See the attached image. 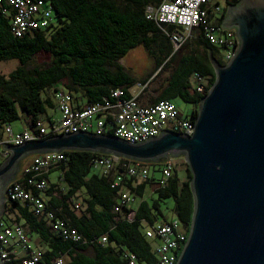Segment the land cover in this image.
<instances>
[{"label": "trees", "instance_id": "obj_1", "mask_svg": "<svg viewBox=\"0 0 264 264\" xmlns=\"http://www.w3.org/2000/svg\"><path fill=\"white\" fill-rule=\"evenodd\" d=\"M46 1L51 2L55 11L54 23L46 30L27 34L23 38L14 35L12 15L4 14L0 7V64L19 62V66L8 76L0 75V137L5 125L19 121L22 113L30 116L32 124L36 126L40 116L50 107L51 91L55 96L57 90H68L73 96L75 109H80L86 105L103 104L104 100L111 99L113 91L117 89L123 90L122 99H131V89L139 83L145 85L155 72H158L156 78L164 74L167 76L163 94L151 103L160 100L172 102V99L180 98L194 105L189 117H196L204 94L199 93L197 86L193 85V77L199 74L207 80L208 91L216 82L212 60L226 64L220 55L221 49L208 43L202 35L192 39L197 49L183 52L186 46L192 45L187 43L174 53L170 39L155 21L146 18L148 6L157 7L161 0ZM239 2L226 0L220 24L228 8ZM138 47H143L156 63L155 70L143 80L132 75L120 63ZM40 55L48 56L46 66L34 64ZM60 84L64 86L58 87ZM112 119L111 116L105 119L102 135L114 136ZM63 153L65 162L50 173L61 171L69 189L61 199V208L49 202L58 218L75 229L85 243L64 239L52 230L51 223L36 216L29 207L18 201L8 202L3 217L8 224H13L8 214L15 212L14 219L26 235L36 234L46 248L42 250L44 256L41 264H52L61 255L65 256L67 264H129L125 251L135 254L140 262L157 264L158 258L145 237L143 226L144 222H156L157 214L162 215L161 204L167 200L174 202L172 211L175 218L190 229L194 197L188 165L184 179H180L174 165L171 176L161 185L163 169L170 158L160 163L145 164L148 168L152 165L156 169L153 173L149 169L148 177L141 179L128 176L130 166L135 163L131 160L123 158L110 174L104 175L94 166L96 158L103 154L84 151ZM156 172L160 173L159 177ZM118 178L121 181L115 186ZM147 187H153V193L146 194ZM82 190H85L83 198L77 197ZM126 192L132 195L133 202L137 196L142 198L136 210H132V205L123 208L124 216L134 213L132 221L118 219L115 213ZM78 200L80 204L69 207ZM170 219L166 217L162 222ZM104 236L107 237L106 243L99 241ZM21 263L15 258L7 264Z\"/></svg>", "mask_w": 264, "mask_h": 264}, {"label": "water", "instance_id": "obj_2", "mask_svg": "<svg viewBox=\"0 0 264 264\" xmlns=\"http://www.w3.org/2000/svg\"><path fill=\"white\" fill-rule=\"evenodd\" d=\"M221 26L235 30L238 49L225 65L212 60L216 82L192 117V135L167 130L131 144L79 132L4 145L9 157L0 168V219L8 186L41 156L84 151L141 163L184 156L194 213L177 264H264V0L230 6Z\"/></svg>", "mask_w": 264, "mask_h": 264}, {"label": "built area", "instance_id": "obj_3", "mask_svg": "<svg viewBox=\"0 0 264 264\" xmlns=\"http://www.w3.org/2000/svg\"><path fill=\"white\" fill-rule=\"evenodd\" d=\"M215 0H161L160 4L148 6L146 18L157 23L162 33L167 36L173 46L174 53L180 51L192 38L202 35L204 39L222 50L225 63L231 61L238 49V39L234 30L223 29L220 19L224 9ZM0 7L4 14L12 15V31L18 38L33 34L39 30H46L54 23L55 11L50 1L46 0H0ZM11 8L12 10L10 11ZM220 18H217V16ZM195 87L199 93L206 94L207 80L199 74L193 77ZM136 86V85H135ZM131 89L132 98L122 99L123 90L113 91L111 99L103 104L86 105L75 109L73 96L66 89L57 90L55 99L61 113L59 122L45 126L39 122L35 128L16 132L11 124L4 127L5 139L0 140V168L9 153L3 149L4 145L21 146L25 143L43 140L48 137L75 134L79 132L92 133L93 121L98 117L95 134L102 135L105 119L112 117L111 129L114 136L131 144H139L151 138L158 137L167 130L185 135L194 133L195 123L192 117L183 118L179 109L168 100H161L152 105H143L139 101L146 85L138 84ZM122 157L103 154L96 158L94 166L104 175L110 174L122 160ZM65 154H47L36 159L24 171V181L11 183L7 188V202L18 201L29 207L36 216L47 220L52 230L64 239L83 242L82 236L67 223L58 218L52 205L44 198L47 183L42 178L54 168L63 164ZM135 162V161H134ZM147 163L135 162L128 170V176L146 179L149 175ZM173 158H170L163 169L161 185L173 171ZM121 178L115 183H118ZM133 197L124 193L115 209L118 219L133 220L134 213L124 216L123 208L130 207ZM144 234L147 240H160L161 245L153 251L158 258L157 264H177L179 256L188 240L189 231L177 218L161 223L144 222ZM101 240V241H100ZM107 242V237L99 239ZM125 258L129 264H145L137 256L125 251ZM43 251L35 248L28 239L24 229L17 223L8 224L0 219V258L7 264L17 258L21 264H41ZM52 264H67L65 256L61 255Z\"/></svg>", "mask_w": 264, "mask_h": 264}, {"label": "crops", "instance_id": "obj_4", "mask_svg": "<svg viewBox=\"0 0 264 264\" xmlns=\"http://www.w3.org/2000/svg\"><path fill=\"white\" fill-rule=\"evenodd\" d=\"M139 48V47H138ZM138 48H136V49H138ZM136 49H134V50H132V51H135ZM132 51H130L129 52V54L128 55H130L131 54V52ZM128 55L126 56V57H124L121 61H120V63L132 74V75H134V67H132L130 64L129 65H127V62H126V59H127V57H128ZM155 61V60H154ZM155 68H156V63H155ZM155 68H154V70H155ZM153 70V71H154ZM135 71H139L138 69H136ZM158 72H155L149 79H148V81H147V83L145 84L147 87H146V91L145 92H143L141 95H140V97H139V101L141 102V101H143L142 102V104H144V105H152V104H155V103H151L153 100H156V99H158L162 94H163V91H164V88H163V85H164V82H165V79H166V74H164V75H161V76H159L158 78H156V74H157ZM148 75H150V73L148 74ZM135 77H137L136 75H134ZM137 78H139V77H137ZM146 77H141V78H139V79H141V80H143V79H145ZM192 82H193V84H194V80L192 79ZM154 83H157V85H156V87L153 89V84ZM148 84H150V86H148ZM144 95V97H143V100H141V98H142V96ZM46 98H48V97H46ZM49 100V99H48ZM50 101V103H49V105H50V107L47 109V111H46V113L45 114H43V115H41L40 116V122H43L44 124H45V126H50V125H52L53 123H57V122H59V120H60V118H61V113H60V111L58 110V107H57V103H56V100H55V96H52L51 97V100H49ZM161 101V100H160ZM84 102V104H86V102L85 101H83ZM158 101H156V103H157ZM83 104V103H82ZM20 121H22V124H23V126L22 127H14V125L13 124H11L12 125V127L14 128V130L16 131V132H21V131H24V130H26V129H33V128H35L34 127V125L32 124V118L30 117V116H28L27 114H25V113H22L21 114V118H20ZM2 132H3V135H2V137H1V140L3 141L4 139H5V134H4V128L2 129ZM1 159V158H0ZM8 158H5V160H3V162H5L6 160H7ZM31 165V164H30ZM29 165V166H30ZM28 166V167H29ZM27 167V168H28ZM24 171H25V169L21 172V174L16 178V180L14 181V182H19V180H24V178H23V175H24ZM56 172H59V177H58V179H59V182L58 181H53L52 179H51V177H52V175L54 174V173H56ZM45 181H46V183H47V186H48V190H50L49 191V193L46 191L45 193H44V198L46 199V200H48V201H51L52 203H56V204H58V207H60L61 208V206L63 205V203H62V201H61V199H62V197L63 196H65L66 195V193L68 192V187H67V184L64 182V180H63V175H62V172L61 171H59V170H56L55 172H53V173H50L49 175H46L45 177H42ZM153 187L152 188H149V187H147L146 188V194L147 193H153ZM145 194V195H146ZM85 195V190H82V191H80L78 194H77V197H79V198H83V196ZM151 196L152 195H150L149 196V198H151ZM154 196V195H153ZM146 197L147 196H145V199H146ZM74 198H76V196L74 197ZM76 201V200H75ZM141 201H142V198H140V197H136V199H135V201L131 204L132 205V210H136L137 208H138V206H139V204L141 203ZM80 200H78L76 203H73V204H70L69 205V207H71L72 208V206L74 205V204H80ZM9 203L7 202V204H6V209H7V205H8ZM135 206V207H134ZM10 211H12L11 209H10ZM5 213H6V210H5ZM4 216H5V214H4ZM3 216V217H4ZM8 216H9V218H15L16 219V213L15 212H11V213H9L8 214ZM2 217V218H3ZM28 239L30 240V242H31V244L35 247V248H38V249H41V250H43L44 251V249H46L45 247H44V245H42L41 244V242H40V240H39V238L36 236L35 238L33 237V234L32 235H29L28 236ZM32 241H33V243H32ZM2 261V260H1Z\"/></svg>", "mask_w": 264, "mask_h": 264}, {"label": "rangeland", "instance_id": "obj_5", "mask_svg": "<svg viewBox=\"0 0 264 264\" xmlns=\"http://www.w3.org/2000/svg\"><path fill=\"white\" fill-rule=\"evenodd\" d=\"M214 3H219L220 6L224 9L226 6V0H215ZM217 18H220V16L218 15ZM55 21V19H54ZM193 39V38H192ZM189 40L188 43H192V45H188L183 49V52H188L192 49H197L195 41L194 40ZM220 55H222V51H220ZM49 62V58L46 55H40L37 60L34 62V64H37L39 66H46V64ZM127 65H131L132 67H134V69H138L139 71H135L134 70V75H136L137 77L141 78V77H147L149 73H151L154 68H155V61L148 55V53L146 52V50L143 47H139L138 49H136L135 51H132L130 55H128L127 59H126ZM19 66V62L18 61H7V62H3L0 64V75L3 76H8L12 71H14L17 67ZM157 83H154L153 89L156 87ZM64 86L63 84L58 85V87H62ZM148 86H150V84H148ZM54 96V91H51V93ZM46 96V95H45ZM144 95L142 96L141 100H143ZM172 103L179 109L180 113L182 114L183 118H188L192 112V110L194 109V105L192 104H187L185 103L183 100H181L180 98H174L172 99ZM97 123H98V117H96L93 121V127H92V132H95L97 129ZM14 127H22V121H17L15 123H13ZM173 164L175 165V168L178 171V175L180 177V179H184L186 177V169H187V162L185 160L184 156H180V157H176L173 158ZM149 169L151 171V173L154 172V170L156 169L154 166L149 165ZM156 175L159 177L160 173L156 172ZM59 172H56L52 175L51 179L53 181H58L59 182ZM174 202L173 200H167L165 203L161 204L160 207V211L162 213L161 214H157V219L155 223H161L164 218H175L174 212L172 211ZM135 207V206H134ZM9 218V217H8ZM11 220L16 223V220L14 218H11ZM143 228H146V225L143 226ZM29 236V235H28ZM33 237H36V234H33ZM151 246H152V251H154L156 249V247L161 245L160 240H150L149 241ZM33 243V241H32Z\"/></svg>", "mask_w": 264, "mask_h": 264}, {"label": "flooded vegetation", "instance_id": "obj_6", "mask_svg": "<svg viewBox=\"0 0 264 264\" xmlns=\"http://www.w3.org/2000/svg\"><path fill=\"white\" fill-rule=\"evenodd\" d=\"M235 31V30H234ZM222 51V50H221ZM222 56V55H221Z\"/></svg>", "mask_w": 264, "mask_h": 264}]
</instances>
